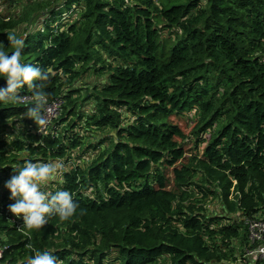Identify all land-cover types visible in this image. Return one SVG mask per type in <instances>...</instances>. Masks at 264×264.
Returning <instances> with one entry per match:
<instances>
[{
	"label": "trees",
	"instance_id": "trees-1",
	"mask_svg": "<svg viewBox=\"0 0 264 264\" xmlns=\"http://www.w3.org/2000/svg\"><path fill=\"white\" fill-rule=\"evenodd\" d=\"M23 10L0 20V46L25 37L21 61L51 72L0 105V264L44 250L57 264H264L246 257L248 223L264 219V0ZM34 90L44 120L63 101L45 133L26 114ZM25 159L60 165L46 190H68L73 217L30 231L9 211Z\"/></svg>",
	"mask_w": 264,
	"mask_h": 264
},
{
	"label": "clouds",
	"instance_id": "clouds-1",
	"mask_svg": "<svg viewBox=\"0 0 264 264\" xmlns=\"http://www.w3.org/2000/svg\"><path fill=\"white\" fill-rule=\"evenodd\" d=\"M16 49L11 53L0 46V79L6 82V87H0V105L17 102L20 92L27 86L36 88L37 81H47L51 69H41L21 61L23 40H10ZM34 103L27 108V116L37 125L46 121L41 115V108L46 99L43 91L33 92ZM11 123V121H9ZM13 139V137H9ZM60 165L56 162H32L25 159L22 166L13 168L16 173L5 183L14 203L9 205V211L17 218L23 219V225L28 230H40L51 216L60 220H68L77 211L78 205L68 190L49 192L47 186L56 180ZM28 264H57L53 252L35 251Z\"/></svg>",
	"mask_w": 264,
	"mask_h": 264
},
{
	"label": "built area",
	"instance_id": "built-area-1",
	"mask_svg": "<svg viewBox=\"0 0 264 264\" xmlns=\"http://www.w3.org/2000/svg\"><path fill=\"white\" fill-rule=\"evenodd\" d=\"M63 106L62 100H56L54 103L48 105L45 109V123L41 133H45L53 122L59 118ZM249 235L252 243L258 244L254 250L248 251L246 257L252 262L256 263L264 260V219L256 218L249 221ZM1 257V253H0Z\"/></svg>",
	"mask_w": 264,
	"mask_h": 264
},
{
	"label": "rangeland",
	"instance_id": "rangeland-1",
	"mask_svg": "<svg viewBox=\"0 0 264 264\" xmlns=\"http://www.w3.org/2000/svg\"><path fill=\"white\" fill-rule=\"evenodd\" d=\"M17 1H19V3L14 4L12 0L9 1L0 0V20H3L5 22H9L10 20L11 21L18 20L19 19L18 16L20 15V13L22 12L21 14H23L24 12L23 4H25L26 8L27 7L29 8L30 6L35 7L37 4H41V5H45L46 3H48V5L51 3L55 4L59 0H17ZM39 19L37 20L38 22L35 24L37 26L40 25ZM21 101L24 102L26 101V99L24 98ZM175 121L176 123L180 124L183 127L186 134H189L193 128L192 124L194 123L191 122V119L177 117L175 118Z\"/></svg>",
	"mask_w": 264,
	"mask_h": 264
},
{
	"label": "water",
	"instance_id": "water-1",
	"mask_svg": "<svg viewBox=\"0 0 264 264\" xmlns=\"http://www.w3.org/2000/svg\"><path fill=\"white\" fill-rule=\"evenodd\" d=\"M25 39V37H22V40H24Z\"/></svg>",
	"mask_w": 264,
	"mask_h": 264
}]
</instances>
